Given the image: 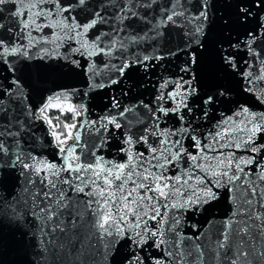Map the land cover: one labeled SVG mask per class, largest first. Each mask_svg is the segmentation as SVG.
Wrapping results in <instances>:
<instances>
[{
  "label": "snow or ice",
  "instance_id": "obj_1",
  "mask_svg": "<svg viewBox=\"0 0 264 264\" xmlns=\"http://www.w3.org/2000/svg\"><path fill=\"white\" fill-rule=\"evenodd\" d=\"M261 104L264 0H0V230L24 264H264Z\"/></svg>",
  "mask_w": 264,
  "mask_h": 264
},
{
  "label": "water",
  "instance_id": "obj_2",
  "mask_svg": "<svg viewBox=\"0 0 264 264\" xmlns=\"http://www.w3.org/2000/svg\"><path fill=\"white\" fill-rule=\"evenodd\" d=\"M39 35V33H37ZM79 59V57H77ZM101 61L105 60L106 58L100 57L97 58ZM55 63V61H52ZM79 71V70H78ZM155 81V78H153ZM57 83H72L75 84L77 87H79L81 90L85 89V85L87 83V78L83 75H81L78 78H73L71 80L68 79H59L57 80ZM45 87H52V84L49 83L45 85ZM119 88L116 90V95H119ZM111 94L110 89H104L98 92H93L90 93L89 97H85L86 102L90 105L89 113H90V118H97L99 115H102V108L104 105L109 103V97ZM135 93H133L134 95ZM91 96H96L95 100L91 99ZM103 97V99H101ZM145 99H150L151 97L145 96ZM125 101L128 100V97L123 98ZM258 103V102H257ZM257 111L259 110H264V104L259 105V107L256 109ZM39 126V125H38ZM47 132V129L45 128V134ZM50 138V137H49ZM37 151H40L39 148H37ZM43 158L49 159V160H54L56 159L55 157V149L54 148H47L43 150ZM227 203L225 201H221L216 208L214 209L212 215L216 219H223L226 210H227ZM206 216H199L194 218V220H198L202 225L204 221L206 220ZM190 230V229H189ZM5 238H7L8 246L7 249L3 247V243ZM16 239H19L17 236ZM0 261L3 262V264H24V257L23 254L15 250V246L13 244V238L11 236V233H5L4 231L0 230Z\"/></svg>",
  "mask_w": 264,
  "mask_h": 264
},
{
  "label": "trees",
  "instance_id": "obj_3",
  "mask_svg": "<svg viewBox=\"0 0 264 264\" xmlns=\"http://www.w3.org/2000/svg\"><path fill=\"white\" fill-rule=\"evenodd\" d=\"M49 115L53 118L60 116V113L57 110H50L49 111ZM61 120H64V122H71V114L65 113L64 116H60ZM57 121L54 119V123H56ZM58 131H60V129H57Z\"/></svg>",
  "mask_w": 264,
  "mask_h": 264
},
{
  "label": "rangeland",
  "instance_id": "obj_4",
  "mask_svg": "<svg viewBox=\"0 0 264 264\" xmlns=\"http://www.w3.org/2000/svg\"><path fill=\"white\" fill-rule=\"evenodd\" d=\"M52 110H55V109H52Z\"/></svg>",
  "mask_w": 264,
  "mask_h": 264
}]
</instances>
